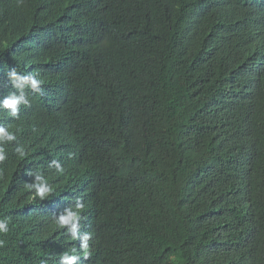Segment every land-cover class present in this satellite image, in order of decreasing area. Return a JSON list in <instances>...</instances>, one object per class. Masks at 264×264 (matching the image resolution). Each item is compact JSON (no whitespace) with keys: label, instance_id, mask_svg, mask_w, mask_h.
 Listing matches in <instances>:
<instances>
[{"label":"trees","instance_id":"1","mask_svg":"<svg viewBox=\"0 0 264 264\" xmlns=\"http://www.w3.org/2000/svg\"><path fill=\"white\" fill-rule=\"evenodd\" d=\"M0 264H264V0H0Z\"/></svg>","mask_w":264,"mask_h":264},{"label":"clouds","instance_id":"2","mask_svg":"<svg viewBox=\"0 0 264 264\" xmlns=\"http://www.w3.org/2000/svg\"><path fill=\"white\" fill-rule=\"evenodd\" d=\"M57 222L60 223V225L63 224L65 226V228L68 227V230H72L73 229L75 231H78V224H77L76 220H72L71 218L66 217V218H64V219H62L60 221H57ZM70 235L73 236L72 234H70ZM78 239H79V242H80V244L82 246V238L79 236ZM85 242H86V239H84V246H86Z\"/></svg>","mask_w":264,"mask_h":264},{"label":"bare ground","instance_id":"3","mask_svg":"<svg viewBox=\"0 0 264 264\" xmlns=\"http://www.w3.org/2000/svg\"><path fill=\"white\" fill-rule=\"evenodd\" d=\"M82 230V228H78V231H81ZM60 241H61V239H60Z\"/></svg>","mask_w":264,"mask_h":264}]
</instances>
